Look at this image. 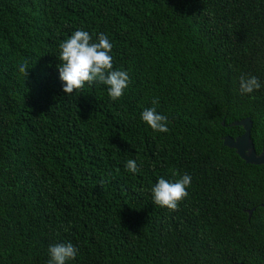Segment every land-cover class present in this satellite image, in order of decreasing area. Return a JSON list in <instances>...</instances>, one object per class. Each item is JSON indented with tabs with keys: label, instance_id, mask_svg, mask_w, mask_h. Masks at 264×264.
I'll return each mask as SVG.
<instances>
[{
	"label": "trees",
	"instance_id": "16d2710c",
	"mask_svg": "<svg viewBox=\"0 0 264 264\" xmlns=\"http://www.w3.org/2000/svg\"><path fill=\"white\" fill-rule=\"evenodd\" d=\"M78 29L112 42L120 99L63 92L59 45ZM242 74L261 88L242 95ZM149 107L168 132L142 122ZM245 117L259 154L264 0H0V264L69 242L67 264H264V166L224 145ZM184 174L177 210L152 203Z\"/></svg>",
	"mask_w": 264,
	"mask_h": 264
},
{
	"label": "clouds",
	"instance_id": "9594fccd",
	"mask_svg": "<svg viewBox=\"0 0 264 264\" xmlns=\"http://www.w3.org/2000/svg\"><path fill=\"white\" fill-rule=\"evenodd\" d=\"M59 79L62 90L66 95L81 90L85 84L100 83L107 86V95L112 101L120 99L125 89L129 87L130 76L125 70H113V57L111 55L113 44L108 36L99 33L96 42L92 36L82 30L74 31L69 38L60 45ZM20 72L27 76V68L22 64ZM240 93L250 94L261 88V83L256 76H240ZM153 104L158 103L153 100ZM140 119L153 131L168 132L167 117L156 111L154 107L145 108ZM129 172L139 171L136 161L129 159L125 165ZM191 176L184 174L175 182H170L161 177L151 188L152 203L157 207L167 208L170 211L178 209L179 203L188 196L187 188L191 184ZM78 249L72 243H58L48 248V264H67L76 258Z\"/></svg>",
	"mask_w": 264,
	"mask_h": 264
},
{
	"label": "water",
	"instance_id": "95a60500",
	"mask_svg": "<svg viewBox=\"0 0 264 264\" xmlns=\"http://www.w3.org/2000/svg\"><path fill=\"white\" fill-rule=\"evenodd\" d=\"M231 124L242 126L243 133L235 138H232L231 136L224 137V145L233 149L245 163L264 166V149L257 154L254 149L253 141L250 138V130L252 126L250 117L233 121ZM251 212L252 210L248 211L249 216Z\"/></svg>",
	"mask_w": 264,
	"mask_h": 264
}]
</instances>
